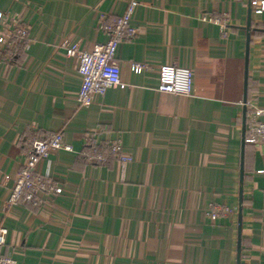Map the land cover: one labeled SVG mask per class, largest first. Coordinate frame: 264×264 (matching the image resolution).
Returning a JSON list of instances; mask_svg holds the SVG:
<instances>
[{
	"label": "crops",
	"instance_id": "obj_1",
	"mask_svg": "<svg viewBox=\"0 0 264 264\" xmlns=\"http://www.w3.org/2000/svg\"><path fill=\"white\" fill-rule=\"evenodd\" d=\"M129 1L0 0V36L20 21L31 42L16 62L0 53L2 254L21 264H238L243 186L240 264H264V143L243 144L242 131L251 0H138V33L116 53L125 86L82 106L79 61L65 46L105 42L100 16H121ZM223 14L226 38L208 20ZM252 20L264 23V14ZM255 29L247 102L262 107L264 29ZM135 62L146 69L133 72ZM172 63L194 70L191 95L159 91V67ZM33 129L62 132L76 151L87 132L121 139L131 160L96 166L53 152L37 169L63 194L40 208L9 206ZM212 204L230 215L210 219Z\"/></svg>",
	"mask_w": 264,
	"mask_h": 264
},
{
	"label": "built area",
	"instance_id": "obj_2",
	"mask_svg": "<svg viewBox=\"0 0 264 264\" xmlns=\"http://www.w3.org/2000/svg\"><path fill=\"white\" fill-rule=\"evenodd\" d=\"M139 4L138 0H130L126 11L121 16H100L99 28L107 33V40L97 43L90 51H78L73 47L65 46L68 56L77 57L78 70L82 76V83L77 94V100L82 106L92 104L95 96H103L109 89L124 87L121 77V68L116 60V53L120 43L133 39L138 28L132 24L134 11ZM252 15L255 17L264 14V0H252ZM206 18V17H205ZM2 14L0 13V21ZM220 27L224 38L228 35L229 16L223 14L216 18H208ZM30 28L16 21L7 34L0 36V53L3 58L11 62L30 48ZM133 72H142L146 65L135 62ZM158 89L161 92L179 95H191L194 85V70L176 63L162 64L159 67ZM247 143H264V106H257L247 102ZM83 147L76 151L74 146L67 142L60 131H50L44 134L33 129L27 137L26 149L23 153V162L18 172L10 196L9 206L21 203L30 204L35 208L44 206L49 196L63 194V185L52 175L39 172L38 164L46 160L50 154L65 150L76 152L91 165L102 166L114 160L127 163L131 156L125 151L121 139H108L100 142L96 132H87L84 136ZM264 177V168L258 171ZM231 209L225 204H212L207 216L212 220L230 215ZM8 229L0 225V264H21L10 255L1 252L6 243Z\"/></svg>",
	"mask_w": 264,
	"mask_h": 264
},
{
	"label": "water",
	"instance_id": "obj_3",
	"mask_svg": "<svg viewBox=\"0 0 264 264\" xmlns=\"http://www.w3.org/2000/svg\"><path fill=\"white\" fill-rule=\"evenodd\" d=\"M251 24H252V6L251 1L249 4V13H248V23H247V46H246V68H245V82H244V108H243V144H245L246 139V127H247V92H248V62H249V49L251 42ZM244 179V169L243 165L241 168V183H243ZM242 199H243V186L240 188V208H239V228H238V264H240V253H241V221H242Z\"/></svg>",
	"mask_w": 264,
	"mask_h": 264
},
{
	"label": "trees",
	"instance_id": "obj_4",
	"mask_svg": "<svg viewBox=\"0 0 264 264\" xmlns=\"http://www.w3.org/2000/svg\"><path fill=\"white\" fill-rule=\"evenodd\" d=\"M252 1V0H251ZM253 16V15H252ZM251 26H252V28H256L255 30L256 31H259V29H264V23H256L255 21H253L252 20V24H251ZM25 53V52H24ZM22 54L23 53H21L20 55H19V57L18 58H16V59H14V60H12L11 62H16L19 58H20V56H22Z\"/></svg>",
	"mask_w": 264,
	"mask_h": 264
}]
</instances>
